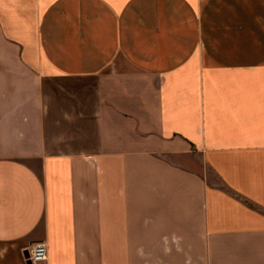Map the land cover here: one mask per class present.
Returning a JSON list of instances; mask_svg holds the SVG:
<instances>
[{
    "label": "crops",
    "instance_id": "crops-1",
    "mask_svg": "<svg viewBox=\"0 0 264 264\" xmlns=\"http://www.w3.org/2000/svg\"><path fill=\"white\" fill-rule=\"evenodd\" d=\"M30 261L264 264V0H0V264Z\"/></svg>",
    "mask_w": 264,
    "mask_h": 264
},
{
    "label": "built area",
    "instance_id": "built-area-1",
    "mask_svg": "<svg viewBox=\"0 0 264 264\" xmlns=\"http://www.w3.org/2000/svg\"><path fill=\"white\" fill-rule=\"evenodd\" d=\"M47 251L46 243H38L28 252V259L32 262H41L42 260L47 259Z\"/></svg>",
    "mask_w": 264,
    "mask_h": 264
},
{
    "label": "rangeland",
    "instance_id": "rangeland-1",
    "mask_svg": "<svg viewBox=\"0 0 264 264\" xmlns=\"http://www.w3.org/2000/svg\"><path fill=\"white\" fill-rule=\"evenodd\" d=\"M209 174L211 175L212 173L209 172ZM211 176H212L211 178H212V181H213V182H215V181H216V182H220L219 179H218L216 176H215V177H214L213 175H211Z\"/></svg>",
    "mask_w": 264,
    "mask_h": 264
},
{
    "label": "water",
    "instance_id": "water-1",
    "mask_svg": "<svg viewBox=\"0 0 264 264\" xmlns=\"http://www.w3.org/2000/svg\"><path fill=\"white\" fill-rule=\"evenodd\" d=\"M29 263L31 264V261Z\"/></svg>",
    "mask_w": 264,
    "mask_h": 264
}]
</instances>
